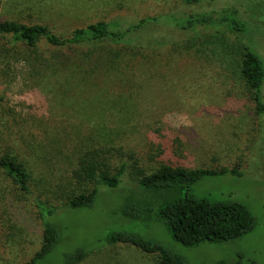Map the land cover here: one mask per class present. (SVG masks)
Segmentation results:
<instances>
[{
	"label": "rangeland",
	"instance_id": "obj_1",
	"mask_svg": "<svg viewBox=\"0 0 264 264\" xmlns=\"http://www.w3.org/2000/svg\"><path fill=\"white\" fill-rule=\"evenodd\" d=\"M224 7L248 21L247 32L152 25L118 43L105 42L92 56L87 45L58 48L43 41L30 51L1 39L0 155L10 153L25 164L32 194L0 166V264H22L40 247L36 197L60 206L51 220L62 235L38 264H63L64 253L77 246L93 248L79 264H161L157 252L99 241L111 230L129 228L179 251L189 264H264V112L240 74L245 45L264 58V0H0V18L45 22L67 34L101 18L126 23ZM98 147H112L113 165L127 162L123 187L135 184L137 167L151 173L163 163L240 166L241 175H205L192 190L245 202L257 225L232 239L184 245L164 222L125 216L122 186L76 181L79 156ZM95 185L100 191L92 206L65 205Z\"/></svg>",
	"mask_w": 264,
	"mask_h": 264
},
{
	"label": "trees",
	"instance_id": "obj_2",
	"mask_svg": "<svg viewBox=\"0 0 264 264\" xmlns=\"http://www.w3.org/2000/svg\"><path fill=\"white\" fill-rule=\"evenodd\" d=\"M197 3L201 0H185ZM169 24L180 29H194L198 26L219 25L235 34L248 31V21L237 10L224 7L219 11L190 13L179 17L175 13L159 16H145L136 22L123 23L120 20L101 18L86 26L73 29L70 33H58L45 22L26 23L10 18H0V41L4 45L20 42L30 51H36L41 42L58 48L89 46L87 56L95 55L105 42H117L133 34L146 31L152 25ZM245 53L240 62V74L254 91V100L259 112H264V58L250 45L244 46ZM36 60L43 64L45 58L39 52ZM111 59V58H110ZM112 147L90 148L78 158L73 173L78 183L93 182L110 188L121 187L127 162L118 166L109 161ZM0 166L19 186L21 191L32 194V177L25 164L10 153L0 155ZM139 177L135 184L123 188L121 212L130 218L143 222H164L171 235L184 245L193 246L204 241L220 242L250 232L257 225V218L243 201L234 199L213 200L198 196L192 186L205 175L233 173L241 175L240 166L230 168H187L163 163L155 171L145 173L137 167ZM99 188L74 194L65 204L67 207H90L96 201ZM43 221V240L35 253L22 264H38L44 260L60 241L61 229L51 218L60 208L40 197L35 198ZM101 243H131L146 252H157L161 264H189L179 251L156 239H149L134 229L111 230ZM93 248L77 246L64 253L63 264H79ZM218 264V263H214Z\"/></svg>",
	"mask_w": 264,
	"mask_h": 264
}]
</instances>
